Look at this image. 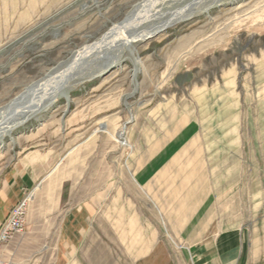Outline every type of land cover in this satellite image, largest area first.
<instances>
[{"label": "rangeland", "instance_id": "obj_1", "mask_svg": "<svg viewBox=\"0 0 264 264\" xmlns=\"http://www.w3.org/2000/svg\"><path fill=\"white\" fill-rule=\"evenodd\" d=\"M138 1L0 0V107ZM216 3L203 1L188 20L137 42L133 60L74 86L68 101L59 98L0 147V178L27 155L43 164L39 172L57 163L74 176L84 172L90 184L97 170L107 183L121 172L117 200L137 209L122 210L116 237L107 229L105 264L207 262L193 256L195 244L205 248V236L189 239L200 218L177 209L168 187L147 191L144 179L135 178L147 156L177 152L181 146L170 141L180 134L184 153L194 157L186 169L215 176L214 260L225 264L230 247L235 264H264V0ZM151 230L153 258H138ZM232 231L237 241L220 240Z\"/></svg>", "mask_w": 264, "mask_h": 264}, {"label": "crops", "instance_id": "obj_2", "mask_svg": "<svg viewBox=\"0 0 264 264\" xmlns=\"http://www.w3.org/2000/svg\"><path fill=\"white\" fill-rule=\"evenodd\" d=\"M171 140L170 145L181 148L175 153L147 156L145 169L135 178L144 179L147 191L150 188L168 187L170 195H173L171 201H175L177 209L184 208L185 216L200 218L197 220L200 228L189 239L203 241L206 246L202 249L201 245L195 244L193 256L196 259H208L204 264H217L214 259L218 252L212 247L213 242L218 240L215 176L211 172L202 175L200 170L186 169V162L194 157L184 153V134ZM157 141V137L152 139V146ZM169 151L174 150L170 148ZM39 164L27 155L17 160L0 178V223L26 191L32 193L25 229L7 243L2 259L7 264H105L101 251L104 249L107 229L116 237V227L125 221L122 219V210L137 209L132 201L117 200V189L122 184L121 172L107 183L101 177L103 171L97 170L98 181L90 184L84 172L74 176V173L57 169V163L46 169L41 168L39 172ZM110 194L114 198H109ZM146 208H150V205L147 204ZM193 210L196 212L193 213ZM134 220L130 218L131 223ZM203 235L205 237L202 239ZM234 235L233 231L223 234L220 240L229 242L228 236H231V242L237 241ZM155 241L152 230L146 233V243L138 258H153L151 254ZM228 248L224 254L225 264H235L236 254Z\"/></svg>", "mask_w": 264, "mask_h": 264}, {"label": "bare ground", "instance_id": "obj_3", "mask_svg": "<svg viewBox=\"0 0 264 264\" xmlns=\"http://www.w3.org/2000/svg\"><path fill=\"white\" fill-rule=\"evenodd\" d=\"M181 1L183 0L135 2L123 19L108 27L100 37L80 46L40 78L25 86L0 107V147L4 143V138L14 129L37 118L39 113L51 109L59 98L68 100L69 92L74 86L100 73L107 66L118 67L125 59L133 60L137 42L156 32L160 33L186 18L188 20L197 10L195 8L207 0H188L183 3ZM211 1L216 3L220 0ZM169 5L172 6L169 8ZM89 53L95 54L94 64L87 61Z\"/></svg>", "mask_w": 264, "mask_h": 264}, {"label": "built area", "instance_id": "obj_4", "mask_svg": "<svg viewBox=\"0 0 264 264\" xmlns=\"http://www.w3.org/2000/svg\"><path fill=\"white\" fill-rule=\"evenodd\" d=\"M31 192L26 191L23 197L12 206L6 218L0 223V264H7L2 259V252L7 243L25 229L26 217L31 200Z\"/></svg>", "mask_w": 264, "mask_h": 264}, {"label": "water", "instance_id": "obj_5", "mask_svg": "<svg viewBox=\"0 0 264 264\" xmlns=\"http://www.w3.org/2000/svg\"><path fill=\"white\" fill-rule=\"evenodd\" d=\"M158 34V32L154 33L153 35H151L150 37L146 38V39H149L151 37H153L154 35ZM146 39H143L142 41L146 40ZM116 66L115 65H110V66H107L105 67L102 71H100V73L96 74V75H93L90 77V79L94 78V77H102L104 75H106L107 73H109L113 68H115ZM68 101V100H66Z\"/></svg>", "mask_w": 264, "mask_h": 264}]
</instances>
